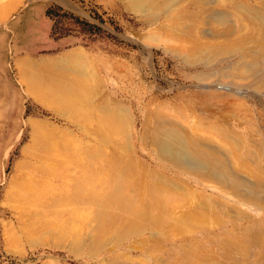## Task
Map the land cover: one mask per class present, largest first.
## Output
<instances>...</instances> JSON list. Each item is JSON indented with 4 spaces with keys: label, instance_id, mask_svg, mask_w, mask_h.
Returning a JSON list of instances; mask_svg holds the SVG:
<instances>
[{
    "label": "bare ground",
    "instance_id": "obj_1",
    "mask_svg": "<svg viewBox=\"0 0 264 264\" xmlns=\"http://www.w3.org/2000/svg\"><path fill=\"white\" fill-rule=\"evenodd\" d=\"M125 1L151 25L160 16L163 52L183 66L203 68L193 76L197 84L190 93L160 104V127L150 138L155 154L146 160L203 178L246 209H227L216 196L204 195L179 214L182 193L165 188L167 182L178 190L177 181L164 175L160 182L158 166L136 158L129 141L115 139L125 132L121 113L126 110L88 112L90 95L83 80L92 74L80 50L59 60H20L17 67L26 91L58 117H80L91 126L86 130L93 143L83 147L47 121H29L30 142L23 149L27 160L17 166L29 173L21 182L19 177L10 182L8 201L26 211L35 208L36 219L44 214L42 199L58 195L60 188L63 197L54 196L52 204L95 207L91 218L97 242L109 235L124 240L149 230L160 237L164 229L196 228L195 239L208 245L209 264H264V0ZM149 39L158 42V37ZM66 73L74 78L67 79ZM241 106L247 109L243 116L234 112ZM254 116L260 121L248 118ZM243 124L253 131H239ZM68 216L74 222L85 219L78 208ZM52 225L64 234L71 229L64 221ZM190 256L180 264H195L193 252Z\"/></svg>",
    "mask_w": 264,
    "mask_h": 264
},
{
    "label": "rangeland",
    "instance_id": "obj_2",
    "mask_svg": "<svg viewBox=\"0 0 264 264\" xmlns=\"http://www.w3.org/2000/svg\"><path fill=\"white\" fill-rule=\"evenodd\" d=\"M150 36L158 37V42L150 41ZM79 50L87 57L92 74L83 80L90 95L88 112L96 115L100 109H113L115 113L120 112L119 107L126 110L125 114L120 112L124 115L125 132L115 139L123 144L129 141L136 158L151 167L158 166L160 182L164 175L177 181L178 190L167 182L165 188L182 193L179 214V210L196 205L204 195L216 196L227 209H246L232 196L228 199L219 189L220 194L217 193L213 184L207 186L211 183L203 178L179 172L167 162L157 160L159 166L146 160L155 154L150 138L153 129L160 127V104L190 93L193 84H197L193 76L203 71L201 66L179 64L160 49V16L151 25L143 15L130 10L125 0H0V264H180L184 258H191L190 252L195 264H209L208 245L203 239H195L196 228L164 229L159 231L160 237L157 231L149 230L124 240L109 235L97 242L96 223L91 218L95 207L84 203L67 207L52 204L54 196L63 197L60 188L58 195L52 193L42 199L44 214L40 218H33L35 208L26 211L8 201L10 182L16 177L21 182L29 173L17 169L19 163L27 160L23 149L30 142L29 121H47L65 131V139L74 138L83 147L93 143V136L86 130L91 127L89 124L83 125L80 117L69 112L68 119H64L44 108L26 91L18 74L20 60H59ZM66 78L73 79L74 74L66 73ZM246 110V106H241L234 112L243 116ZM237 129L248 134L253 131L244 124ZM74 208L83 212L84 220L68 219ZM56 221H64L65 228L71 229L66 234L59 232L52 225Z\"/></svg>",
    "mask_w": 264,
    "mask_h": 264
}]
</instances>
